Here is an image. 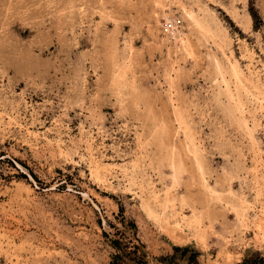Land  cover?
<instances>
[{"label": "rangeland", "instance_id": "rangeland-1", "mask_svg": "<svg viewBox=\"0 0 264 264\" xmlns=\"http://www.w3.org/2000/svg\"><path fill=\"white\" fill-rule=\"evenodd\" d=\"M244 261L264 0H0V264Z\"/></svg>", "mask_w": 264, "mask_h": 264}, {"label": "built area", "instance_id": "built-area-1", "mask_svg": "<svg viewBox=\"0 0 264 264\" xmlns=\"http://www.w3.org/2000/svg\"><path fill=\"white\" fill-rule=\"evenodd\" d=\"M176 23L174 21H169L167 24V30L171 33V35H175V28H176Z\"/></svg>", "mask_w": 264, "mask_h": 264}, {"label": "bare ground", "instance_id": "bare-ground-1", "mask_svg": "<svg viewBox=\"0 0 264 264\" xmlns=\"http://www.w3.org/2000/svg\"><path fill=\"white\" fill-rule=\"evenodd\" d=\"M221 28H222V27H221ZM181 42H182V41H181ZM145 203H146V202H145ZM144 208H145V207H144ZM149 208H150V207H149ZM147 209H148V208H147ZM150 209H151V208H150ZM151 210H152V209H151ZM151 210H149V211H151ZM147 211H148V210H147ZM153 213H154V212H153ZM149 214L151 215V212H150ZM156 216H158V215L156 214ZM156 216H155V217H156ZM193 216H194V215H193ZM151 217H152V216H151ZM161 218H162V217H161ZM193 218H194V217H193ZM165 222H166V223H165V224H166V225H165V228H167V221L165 220ZM170 227H174V226H170ZM258 227H259V226H258ZM168 228H169V227H168ZM259 228H260V227H259ZM170 229H171V228H170ZM170 229H167V230L171 231ZM174 229H175V228H174ZM176 230H177V229H176ZM177 231H178V230H177ZM172 232H173V231H172ZM259 232H260V231H259Z\"/></svg>", "mask_w": 264, "mask_h": 264}, {"label": "trees", "instance_id": "trees-1", "mask_svg": "<svg viewBox=\"0 0 264 264\" xmlns=\"http://www.w3.org/2000/svg\"><path fill=\"white\" fill-rule=\"evenodd\" d=\"M242 264H264L263 262H258V263H256V262H250V261H244Z\"/></svg>", "mask_w": 264, "mask_h": 264}]
</instances>
